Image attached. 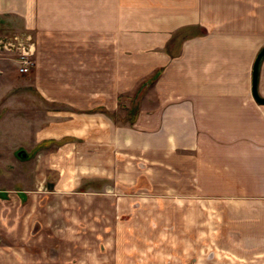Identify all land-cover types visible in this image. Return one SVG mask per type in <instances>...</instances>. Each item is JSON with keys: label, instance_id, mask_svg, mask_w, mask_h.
<instances>
[{"label": "crops", "instance_id": "obj_1", "mask_svg": "<svg viewBox=\"0 0 264 264\" xmlns=\"http://www.w3.org/2000/svg\"><path fill=\"white\" fill-rule=\"evenodd\" d=\"M0 25L32 37L33 144L97 181L1 185L0 264H126L149 232L175 264H264V0H0Z\"/></svg>", "mask_w": 264, "mask_h": 264}, {"label": "rangeland", "instance_id": "obj_2", "mask_svg": "<svg viewBox=\"0 0 264 264\" xmlns=\"http://www.w3.org/2000/svg\"><path fill=\"white\" fill-rule=\"evenodd\" d=\"M18 31L20 30L0 25V37L10 36ZM32 68L33 66L27 72L20 71L18 53L0 47V105H4L8 100H11L13 105H20V113L16 114L24 119L23 122H19V115L16 117L12 115L5 122H0V186L53 187L62 184L64 176V181L75 184L80 189L93 187L96 181L90 175L93 162L88 163L84 159V151L81 152V147L77 144L74 142L63 144L62 139L33 144L37 131L30 127L42 124L41 120L45 119L48 105L40 99L31 97L34 91L31 83ZM33 103H36V108ZM127 117L130 115L118 113L119 120ZM35 121L40 123L37 122L35 125ZM16 141L22 143L10 144ZM101 185L100 183L97 186ZM147 235L150 236V241L133 243V246L140 248L138 254L122 260L126 264H175L173 242L159 240L160 234L157 232L155 234L149 232ZM102 245L104 249V243Z\"/></svg>", "mask_w": 264, "mask_h": 264}, {"label": "built area", "instance_id": "obj_3", "mask_svg": "<svg viewBox=\"0 0 264 264\" xmlns=\"http://www.w3.org/2000/svg\"><path fill=\"white\" fill-rule=\"evenodd\" d=\"M0 47L18 53L19 70L27 72L34 65V47L32 37L27 32H16L0 37Z\"/></svg>", "mask_w": 264, "mask_h": 264}, {"label": "water", "instance_id": "obj_4", "mask_svg": "<svg viewBox=\"0 0 264 264\" xmlns=\"http://www.w3.org/2000/svg\"><path fill=\"white\" fill-rule=\"evenodd\" d=\"M263 56H264V46L258 52L255 62H254L252 92L256 100L264 104V96L260 95L259 90H258L259 66H260V61L263 58Z\"/></svg>", "mask_w": 264, "mask_h": 264}]
</instances>
